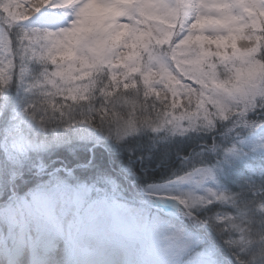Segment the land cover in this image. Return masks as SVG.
Listing matches in <instances>:
<instances>
[{"label": "trees", "instance_id": "1", "mask_svg": "<svg viewBox=\"0 0 264 264\" xmlns=\"http://www.w3.org/2000/svg\"><path fill=\"white\" fill-rule=\"evenodd\" d=\"M171 1L164 0L163 3L169 7ZM48 2L17 0L14 4L12 0H0V27L4 34L0 36V58L5 57L7 62L0 60V148L14 106V113L19 114L22 120L32 119L36 123L20 127L17 132L30 134L41 127L43 130H36L34 135L42 140L43 145L46 144L41 150L31 153V156L27 155L23 161H20L23 156L19 155L16 166L18 174L4 176L1 173L0 202L13 192L29 198L33 186L41 184L39 180L42 178L38 173L27 168L31 163L46 166L47 173L54 171L42 181L67 177L69 181L78 182L89 190L91 200L108 192L124 197L140 195L139 191L147 184L168 178L184 165L210 166L215 168L221 189L218 186L212 188L215 198L195 207L190 199L182 198L184 210L190 213L189 217L182 216L184 224L200 238L202 247L209 246V249L217 251L218 264H264V154L239 143L247 136L245 132L253 131L252 127L264 120V93L259 92L258 100L253 104L224 111L221 117L210 94L215 77H227L237 82L242 93L250 88V84L257 88L259 81L264 79V11L254 7L249 17L245 15L243 31L241 26L237 31H228L229 26H212L211 19L205 23L209 24L206 29L208 32L223 38L224 42L227 40L225 43L228 44L234 41L233 37L240 31L250 34L246 43L249 56L245 65L240 52L232 50L237 66L221 64L216 73L212 67L204 64L196 71L197 61L185 55L184 41L175 42L180 20L176 4L172 8L170 6L172 12L164 16H143L139 19L141 21L137 29L128 23L118 30V38L126 40L124 43H128L131 48L140 41L141 46L149 51L144 59L145 63L152 61H148V66L144 63L141 66V54L138 59L125 58L130 49L127 47L119 49L114 55L111 63L117 69L109 71L103 63H97L105 54L103 44H100L93 52V64L89 71L81 76L87 81L83 93L82 90H73L71 93V90L56 88L49 93L50 82L44 78L48 79L51 71L63 63L64 57L50 49V43L41 38L42 31L34 30V25L26 23L28 17L37 11L41 12ZM245 18L251 21L250 26ZM233 19L231 17L230 20ZM161 22L171 26L167 32L159 35L157 27ZM252 27L254 29L250 33ZM174 29V36L167 38ZM132 34L138 35V38ZM192 37L193 34L188 36L189 42L193 40ZM105 43L118 44L113 43L112 39H107ZM254 47L256 50L251 53L249 49ZM172 49L174 52L170 55ZM183 60L185 63H182L184 69L181 72L174 63L179 64ZM135 63L137 65L134 66ZM137 66L139 69L134 71ZM124 67L127 70L123 71ZM149 71L154 72L157 80L151 79ZM22 81L26 83V90H22ZM191 81L194 82V89L190 87ZM228 82L223 80L222 87L232 83ZM152 84L157 90L149 87ZM162 85L169 90L164 104L159 92ZM62 91L64 94L61 95ZM33 93L41 98L35 104L30 98ZM57 93L61 96L51 97ZM23 94H26L25 98ZM185 94L193 96L192 106L188 104L186 107L203 110L209 116H206L209 124L204 126L199 122L197 125L191 121L180 123L183 129L180 131L178 126L170 123L178 118L174 113L180 115L177 101ZM174 95L177 100H174ZM232 96L237 99L235 93ZM127 100L137 102L136 107L140 108V112L147 113L149 119L164 110L163 123L160 126L153 122L146 123L140 129L143 123L138 126L136 121L137 131L130 129L117 140V134L109 127L121 126L122 123L113 122L124 120L121 117L126 112L123 113V105L114 106ZM26 104L39 108L42 115L37 114L33 119L29 112L26 113ZM25 106L27 108L21 109ZM67 108H70V115L67 114ZM132 115L135 116L134 112ZM97 119L99 121L95 122ZM127 124L132 126V123ZM234 146L243 163L232 164L228 158L226 152H232ZM13 156L9 157V162L0 150L1 170L5 172V169L12 167ZM69 168L72 171L65 173ZM217 191H221V196ZM78 262H81L80 258Z\"/></svg>", "mask_w": 264, "mask_h": 264}, {"label": "rangeland", "instance_id": "2", "mask_svg": "<svg viewBox=\"0 0 264 264\" xmlns=\"http://www.w3.org/2000/svg\"><path fill=\"white\" fill-rule=\"evenodd\" d=\"M14 4L17 2V0H12ZM90 3L86 7V9L83 10L76 18L75 23L77 24V28L75 31L71 29V27H67L66 30L70 31L71 33L68 34H78V30L82 29V35H83V41H90L92 40L94 42V46L97 47L100 46V44H103L104 52L105 54L100 57L97 60V63H103V66L108 67L109 64L114 59V55L117 54L119 49L127 48L130 49L126 52V57L130 59H138V56L141 54V58L143 60V63L148 66V61L152 62L151 60H148L146 63L144 61L145 57L148 56L149 51L141 46L140 41L138 42V45L134 48H131L128 43H124L126 40L119 39V32L118 30L122 28L119 24H123L125 21H123L120 18V10L122 8L126 7H132L133 3L135 4L136 0H117L115 2H110L109 5H107L102 0H88ZM152 3L149 0H146V5H144L142 2L135 4L132 7V10L135 12H146L148 14L152 13V17L156 16V12H160L163 8V1L164 0H151ZM207 1V0H206ZM215 2H212L213 5H211L209 8L206 9V13L213 17L215 21H217L222 27L225 28L227 26H235L237 28L242 29L245 20L243 17L245 15H248V3L246 0H214ZM255 3H261L262 0H250ZM97 2L96 4H94ZM252 2H250V8L252 7ZM173 3V1H171ZM201 3H205L204 0H187L186 1V10L184 13V26L185 28H190L193 30L194 36L192 37L193 40L189 42V38L186 36L183 46L186 49L185 55L188 57V59H194L197 67L196 71L201 68V66H204V64H208V66L212 67L216 73H218V67L221 64H232L234 66H237L236 59L234 58L233 54L231 53L232 50H235L236 52H240V56L242 59V62L247 64V57L248 51H246L247 48V42L250 39V34L247 35V33L243 34V32L240 31L239 34H235L236 37L234 38V41L232 43H225L223 38L219 37L217 38L214 34L211 32L205 33V30L209 27V24H204L201 27H198L201 23L204 22V17L201 16V13L204 9V5ZM94 4V5H93ZM93 5V6H92ZM92 6V7H91ZM171 5L164 6L161 13H164L165 11H168ZM56 7H58L57 11L62 12V10L66 9L64 6L56 3ZM82 14V15H81ZM81 15V16H80ZM80 16V17H79ZM118 16L116 19L117 23L114 22V18ZM79 17V22L77 21ZM231 17H234V20L231 21ZM95 18V19H94ZM108 18V24L106 26V33L101 34L100 32L104 28V19ZM90 19H94L89 23ZM162 19V18H161ZM109 22L111 25L109 26ZM251 22V21H250ZM119 23V24H118ZM206 23V22H205ZM89 24V28L94 31V37L91 38V30H87L86 32L83 30V27H86V25ZM252 24V23H251ZM195 25V26H194ZM109 26V27H108ZM170 24H167L165 22L159 23L158 34L165 33L169 30ZM254 28H251V32ZM237 31V30H236ZM133 37L138 38V35L132 34ZM184 34L180 36L182 39ZM233 36V35H232ZM244 37V38H243ZM52 40V35H46V37H43L45 41ZM197 38V39H196ZM71 39V37H70ZM68 39V40H70ZM113 40V43L118 44H106V40ZM183 40V39H182ZM232 41V40H231ZM255 42V41H254ZM64 44V42H62ZM252 44V43H251ZM69 45V42L66 44L65 49H67ZM50 49L58 56L63 57L64 55H68L69 59L66 64L62 66H57L54 68L48 79L44 78V80H49L50 84H48L50 91L49 93L53 92V88L55 89H67L72 91H81L85 88V84H87V81L84 78H81L82 75L87 73L89 71V67L93 64L92 60L90 58H87L85 61L81 62V59L78 60L77 57L69 53L68 50H64L61 46L60 47H50ZM254 49V50H253ZM251 48L249 50H252L251 53H253L256 49ZM77 51L79 53H93L94 51L85 44H82L78 47ZM174 52V49L171 50L172 55ZM245 53V54H244ZM184 56V55H183ZM182 56V57H183ZM184 59V58H183ZM212 61L214 63L212 64ZM1 63V62H0ZM174 63V62H173ZM185 63L183 60L182 62L174 63L176 67H179V71L182 72V66ZM137 65L136 63L134 66ZM133 66V68H134ZM171 66L172 63H171ZM117 68L115 67L114 70ZM137 68L133 69L134 71L138 70ZM178 69V68H177ZM122 70H127L126 67L122 68ZM185 71V70H184ZM149 75L151 79L155 78L154 72L149 71ZM195 73V72H194ZM68 74V75H67ZM23 75V74H22ZM76 76H79L78 79L74 80ZM221 76V75H220ZM26 77V76H25ZM56 77V78H55ZM149 77V76H148ZM168 78V77H167ZM221 78V77H220ZM156 79V78H155ZM169 79V78H168ZM157 80V79H156ZM155 80V81H156ZM199 80V79H198ZM225 81H229L232 83L227 84L226 87H222L221 84ZM160 81V80H159ZM149 83V82H148ZM157 83V82H155ZM154 83V84H155ZM159 84V83H157ZM264 79H261L259 81L258 87L253 88V84H248L250 88L248 87L245 89V93H242L239 91V84L235 81L229 80L227 77H222L221 79H218L217 77L213 78V84L210 86L212 88L211 99L217 106L220 117L222 116V113L224 111H230L233 109H240L242 106H249L256 102L258 100V95L263 92L264 90ZM22 90H26V83L22 81ZM149 87L152 89H156V87L152 84ZM191 89H194V82L191 81L190 85ZM189 87V88H190ZM219 91V92H218ZM161 96L160 99L162 101V104L167 102V96L166 93L169 92L168 89L165 88L164 85H162L160 91ZM83 93V90L82 92ZM237 96V99L233 98L232 95ZM61 95L64 94V91L60 93ZM59 93L55 95H51V97L54 96H61ZM245 96H244V95ZM258 94V95H257ZM189 94H185L183 98L179 101H177L178 110L180 111V115H177V113H174V115L178 116L177 120L170 121L174 123L175 126H178V130L182 131L183 129L180 126V123H189L191 121L192 123H195L199 125V122L202 123V125H207L210 123L208 121L209 116L204 114L203 110H197V107H194L188 109L186 107L188 104L191 105V101L193 99V96H188ZM26 94H23V97L25 98ZM174 100H177L176 95L173 96ZM173 97L170 96V99L173 100ZM33 99V104H35L37 101H39L41 98L36 96L35 93L30 97ZM245 102V105L243 102ZM248 103V104H247ZM137 102L132 101H125L123 104H120L119 106L114 107H124L123 113L126 112L125 116L121 117L124 120L116 121L113 123H122L121 126H113L109 127L111 128L113 132L117 134V140L122 138L126 133L130 131V129H135L137 131V128L135 126V122L137 121L138 126L143 123L140 126V129L142 126L146 125V123H157L159 126L161 123H163L164 120V110H161L157 112L154 116H152L151 119L148 118V114L145 112H140V108H137ZM27 105V104H26ZM28 109L26 110V113L29 112L31 117L34 119L37 114L42 115V112L39 108L27 105ZM25 106V109L27 108ZM256 106V104H254ZM31 107V108H29ZM77 107V106H76ZM75 107V108H76ZM131 107V108H129ZM127 108H129L127 110ZM16 110L15 106L12 111H10V119L7 121L8 125L5 127V131L3 132L2 141L3 146L0 148L1 152L5 155L6 160L10 162L11 156L14 157L13 162L11 163L12 167L8 169H5V172L0 169V179H1V173L4 174V176H9V174H18L19 172H16V169L18 167V157L23 156V158L20 161H23L27 155L31 156V153H34V151L41 150L46 144H42V140H38V137L36 138L34 135V132L37 130L41 131L43 128L38 127L35 131L31 132L30 134H19L17 131L19 128L28 127V125H32L36 123L32 119H26L23 118V120L20 118L19 114L14 113ZM70 108H67V114L69 113ZM196 111L195 113H193ZM135 114L133 116L132 114ZM87 113V112H86ZM193 113V114H192ZM70 115V114H68ZM85 115V114H84ZM88 115V114H87ZM207 116V117H206ZM141 117L143 119H141ZM71 119V118H70ZM103 118H101L102 120ZM201 119L203 121H201ZM99 121V119L95 120ZM198 123H197V122ZM190 122V123H191ZM76 122L73 123V125ZM99 123V122H98ZM102 123V122H101ZM127 123H132V126H128ZM61 126V125H60ZM62 127V126H61ZM158 127V126H155ZM203 127V126H201ZM147 130H151L146 128ZM134 131V130H133ZM0 133H2V129H0ZM250 141L257 145L259 148L264 149V129L257 133L256 137L250 139ZM34 146L36 148L34 149ZM39 147V148H38ZM6 162V161H5ZM4 162V163H5ZM18 166H21L18 165ZM30 168V170L34 169L39 174L43 175L45 173V169L41 165H36L35 163H31L27 165V168ZM22 168V167H21ZM69 170L72 171V169L69 168ZM217 180L212 174V172L205 168L200 167L196 168L194 170H191L184 175L174 179L169 183L168 185H159L156 186V190H162L167 189V186H171L172 191L175 190H182L185 191L186 194H200L202 197H204L203 200L208 199L211 196L212 188H215L217 186L216 184ZM151 186L150 189H152ZM217 193H220L221 191H217ZM88 198V191L85 188H79L77 190L72 191L69 187H63L61 189L56 190L55 193H52V191H48V189L43 190L39 193V199L41 204H37L42 209H44L53 220L54 227L57 228L56 231H51V224L47 223L45 217H40L37 215L36 212L30 209H26V215L22 216L20 218L21 222L24 225V237L27 238V232L25 230L26 227H28L32 232L40 233L42 232V242H40L39 245V255L40 259L42 261V264H58L60 262V259L62 256H64L65 251L62 249V243L65 239V236L69 235V233L73 236L74 239L79 240L81 239V235L85 233L86 235V244L89 246V256L93 259L95 257L100 256V258H96L93 260V264H128L126 261L125 253H124V247L128 250L130 255L134 258H139L142 256L143 252L140 251V245L142 244V231H147L150 236H148V239L150 238V242L148 240V243L150 245V248L155 250L152 252L153 255H155V260L157 257L161 258V260L166 261L167 264H178L180 258H185L186 253L189 251V249L198 243V239L193 234H189L187 228H185L181 224L175 223L174 220H168L165 216L160 215V217L153 215L150 219L146 218V213L144 210L140 209L139 207L135 206L132 202H123L119 203V206L116 208V213L121 216L125 222H126V228L128 231V235L125 238H122V232H121V224L118 223L117 218L115 216H111L107 209L105 204L103 203V200L99 201L96 204L91 205L90 207L86 208L84 206L79 207L81 203L86 201ZM196 206V205H195ZM77 211L80 212L79 221L76 222L77 218ZM72 221V223H70ZM70 224H73L71 228L68 230V226ZM175 228V229H174ZM14 228L11 231H8L5 227L0 228V235L2 237L6 238V243L4 246L10 247V243L12 241V237L9 236L10 233L14 234ZM49 233V234H48ZM144 241V240H143ZM27 242V240H25ZM109 244L107 247L103 248L101 252L98 254L100 249L104 247L106 244ZM45 250V251H44ZM19 249H15V253L18 254ZM44 251V252H42ZM67 252V251H66ZM102 257V258H101ZM21 261H18V264H24L23 259L19 258ZM148 260L152 261V255L148 254ZM211 261L210 254L206 251H201L197 254H193L191 258H189V263L191 264H209ZM26 264V262H25ZM182 264H188L187 258L184 259Z\"/></svg>", "mask_w": 264, "mask_h": 264}, {"label": "bare ground", "instance_id": "3", "mask_svg": "<svg viewBox=\"0 0 264 264\" xmlns=\"http://www.w3.org/2000/svg\"><path fill=\"white\" fill-rule=\"evenodd\" d=\"M141 208H144V207H141ZM174 229H175V228H174ZM147 239H148V238H147ZM148 240H149V242L151 241L150 238H149Z\"/></svg>", "mask_w": 264, "mask_h": 264}]
</instances>
